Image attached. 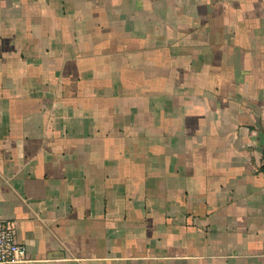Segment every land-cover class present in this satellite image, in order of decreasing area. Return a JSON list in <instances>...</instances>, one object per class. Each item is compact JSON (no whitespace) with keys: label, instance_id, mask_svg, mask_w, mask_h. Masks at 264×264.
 Segmentation results:
<instances>
[{"label":"crops","instance_id":"obj_1","mask_svg":"<svg viewBox=\"0 0 264 264\" xmlns=\"http://www.w3.org/2000/svg\"><path fill=\"white\" fill-rule=\"evenodd\" d=\"M264 0H0V218L15 264H264Z\"/></svg>","mask_w":264,"mask_h":264},{"label":"built area","instance_id":"obj_2","mask_svg":"<svg viewBox=\"0 0 264 264\" xmlns=\"http://www.w3.org/2000/svg\"><path fill=\"white\" fill-rule=\"evenodd\" d=\"M264 172V161L262 164ZM27 247L18 242L13 223L0 218V264L27 262Z\"/></svg>","mask_w":264,"mask_h":264}]
</instances>
